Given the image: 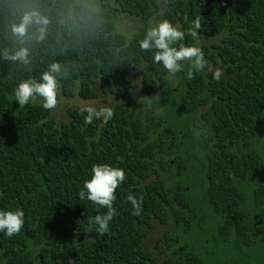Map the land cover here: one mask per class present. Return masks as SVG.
<instances>
[{
  "label": "trees",
  "instance_id": "obj_1",
  "mask_svg": "<svg viewBox=\"0 0 264 264\" xmlns=\"http://www.w3.org/2000/svg\"><path fill=\"white\" fill-rule=\"evenodd\" d=\"M161 9L186 33L182 43L201 47L210 65L232 75L216 81L207 70L187 79L185 62L184 72L168 78L137 43ZM30 10L49 24L43 41L22 44L11 25ZM199 16L198 37L219 36L210 46L187 35ZM20 47L29 49V65L4 57ZM53 62L68 73L63 96L97 99L98 87L108 102L135 88L138 72L150 103L110 102L112 119L92 124L79 107H67L60 123L42 102L19 107L17 83L39 79ZM93 164L126 177L103 236L87 221L107 209L78 196ZM151 164L157 179L149 180ZM129 194L143 198L139 216ZM16 209L24 210L29 234L0 232V264H56L58 251L76 253L65 264H154L140 239L155 219L171 222L184 239L186 264H264V0H0V210ZM254 215L263 220L258 232ZM85 229L92 236L77 241L74 232ZM173 236L163 233L168 242ZM166 264L179 262L170 254Z\"/></svg>",
  "mask_w": 264,
  "mask_h": 264
},
{
  "label": "clouds",
  "instance_id": "obj_2",
  "mask_svg": "<svg viewBox=\"0 0 264 264\" xmlns=\"http://www.w3.org/2000/svg\"><path fill=\"white\" fill-rule=\"evenodd\" d=\"M156 15L159 18L144 29L142 38L138 40V49L141 52H152L153 63L162 65L168 78L184 72L185 62H187V79L194 78L195 72L204 71L206 73L208 70L211 71L213 79L220 81L224 75L222 68L210 65L205 59L201 47L182 43L186 33L180 30L179 25H174L169 19L163 17V9L157 12ZM201 19L202 17L199 16L191 21L192 27L187 35H191L194 39L200 38L198 37V30L201 29ZM48 24V18L39 11H24L19 22L11 25V32L20 39L22 44L26 37L29 40L34 39L40 42L45 39ZM31 27L36 28L34 33H29ZM214 37L201 39H212ZM29 55L27 47H20L12 53L8 50L4 52V57L7 60L20 62L24 65L30 64ZM67 77L68 73L62 68L61 64L53 62L42 72L39 79L29 76L20 80L13 89L14 101L18 102L19 107H24L30 101L34 102L39 97L42 99L43 109L53 110L58 104V93L61 94V80ZM97 91L101 92L98 87ZM82 111L86 113L84 116L86 124H92L94 119L107 123L114 115L113 109L107 106L100 108L85 106ZM125 178V171L121 168L109 164H93L91 178L84 180L83 188L78 193L79 199L87 198L93 204L107 209L106 213L97 214L87 221L90 228L96 226L95 233L99 236H103L109 231V222L116 214V209L113 207V202L116 200L115 192ZM127 199L132 205L133 214L139 216L142 211L143 198H137L129 194ZM24 217L25 212L23 209L0 210V232H3L9 238L19 234L25 226Z\"/></svg>",
  "mask_w": 264,
  "mask_h": 264
},
{
  "label": "flooded vegetation",
  "instance_id": "obj_3",
  "mask_svg": "<svg viewBox=\"0 0 264 264\" xmlns=\"http://www.w3.org/2000/svg\"><path fill=\"white\" fill-rule=\"evenodd\" d=\"M222 70H223L224 76L226 78H229L232 75V73L226 71L225 69H222ZM129 91L130 90L123 91V92L119 93L118 95L125 94L126 92H129ZM108 94H110V92H108ZM103 96H104L103 93L99 92V98L101 100H102ZM175 158H176L175 161H177L178 157H175ZM168 161L170 162V164H173L172 160H168ZM195 161L197 162V159ZM157 167H158L157 164H151V168H152L153 172L150 174L149 180L159 178L160 171L157 169ZM149 180H140L139 184L141 186H144L147 183L146 181H149ZM233 183L237 184L238 181L234 180ZM252 219H253L252 226L255 229V231L258 232L260 230V228H261V225L263 224V220L259 219V220L255 221L256 215L252 216ZM157 226H161L163 228L162 234L160 236H158V237L154 235L155 243L152 246L154 248H151L149 246V239H150V235H151V230L155 229ZM145 230H146L145 235L143 237H141V239H140V245L145 250H152L154 252V254L156 255V260H157L154 264H166V261H168V258H169L170 254H174V257L177 258L179 264H186L185 261L180 260V257H181L182 254H184V249H185V246L187 244H186V242L184 241V239L182 237H180L179 235L176 234V230H175V228H173V225H172L171 222H169V221L161 222L160 220L155 219V220H153L152 226L146 228ZM22 231L26 235L29 234V230L26 229V227H24L22 229ZM166 231H169L172 234H174L173 237L176 238L174 242H171V241L168 242L165 238H163V233L166 232ZM74 233L76 235V240L77 241H80L83 238H90L92 236V233H89L86 229L83 230V231L76 230ZM71 241H73V240H71ZM160 245H161V247L157 248ZM176 245H180V246L177 247L178 248V252L174 251V248L176 247ZM195 248H197V246ZM60 252L61 251H58V255H57V256H59L58 260H55L56 256H51L49 258V260H51V261L55 260L56 264H65V261L70 262V260L68 259L69 256H74V254L76 255V253L74 251H72L73 252L72 255H70L71 253H68L66 256L61 257V253ZM179 252H181V253H179Z\"/></svg>",
  "mask_w": 264,
  "mask_h": 264
},
{
  "label": "rangeland",
  "instance_id": "obj_4",
  "mask_svg": "<svg viewBox=\"0 0 264 264\" xmlns=\"http://www.w3.org/2000/svg\"><path fill=\"white\" fill-rule=\"evenodd\" d=\"M159 17H156L155 20H157ZM125 16L120 15V24L118 25V30L125 32ZM175 25V24H174ZM128 31V29H126ZM219 36H215L212 39H201V38H196L198 44H206L207 46H210L211 42L217 41ZM136 73V80L135 84L136 87L131 89L129 92H126L125 94L118 95V96H110L111 99L108 97V102L103 101L100 98L97 99H92V100H85L81 99L78 96L74 97H66V96H61L60 93H58V104L57 107L53 110H51V116L55 119L57 123H60L62 121H66L68 119L67 115V107H79L83 109L85 106H107L110 102L120 100L124 97L128 96H133L137 99V104L143 103L145 106L150 103L148 100L144 90L142 89V86L139 84L140 80L139 78V73ZM106 95H104L105 98ZM32 102V101H31ZM34 102H42V99H36ZM163 228L161 226H157L155 229L151 230V235L149 239V246L152 247L155 243L154 235L155 236H160L162 234Z\"/></svg>",
  "mask_w": 264,
  "mask_h": 264
}]
</instances>
